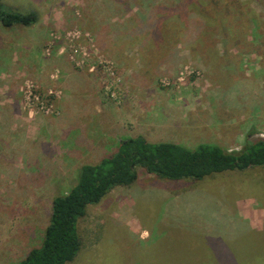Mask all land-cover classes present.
<instances>
[{
	"label": "rangeland",
	"instance_id": "1",
	"mask_svg": "<svg viewBox=\"0 0 264 264\" xmlns=\"http://www.w3.org/2000/svg\"><path fill=\"white\" fill-rule=\"evenodd\" d=\"M249 1L258 26L264 9ZM104 2L0 0L6 11L38 16L27 28L0 25V264H18L41 244L52 200L124 139L235 152L264 138L260 24L187 48L173 28L159 30L153 56H141L132 38L119 41L124 17H107ZM137 176L87 206L69 264H164L194 260V248L209 256L227 248L216 264L264 260V167L202 181L142 168Z\"/></svg>",
	"mask_w": 264,
	"mask_h": 264
},
{
	"label": "trees",
	"instance_id": "2",
	"mask_svg": "<svg viewBox=\"0 0 264 264\" xmlns=\"http://www.w3.org/2000/svg\"><path fill=\"white\" fill-rule=\"evenodd\" d=\"M104 1V4H109L104 8L107 17L115 12L124 17L119 41L127 40L126 37L132 38L133 42L139 44L141 56L146 50H151L153 56L157 31L161 30L167 35L169 28H173L174 36L178 38L175 44H182L185 48L201 42L208 43L214 34L221 36L231 29L234 32L237 28H242L244 32H257L260 24V29L264 32V20L256 15L259 22L256 25L249 0ZM254 1L264 9V0ZM241 14H246L247 19L243 20ZM37 21L35 12H9L0 6V25L4 29L27 28ZM192 36L197 38L189 43L188 38ZM127 43L125 41L123 44ZM263 167L264 138L247 141L240 151L235 152L226 151L215 144H199L190 149L171 142H149L141 135L124 139L110 155L102 157L96 163L83 164L79 169L77 182L68 193L52 200L50 221L41 244L31 249L18 264L72 262L81 249L78 223L85 215L87 206L99 203L115 187L134 184L138 178L137 168L171 181H202L224 172H243ZM177 245L182 247L181 243ZM199 250L202 251L193 249L194 260L169 256L164 264H216L214 258L218 257L222 261L225 256H229L227 248L226 251L220 250L210 256L205 253L196 255ZM260 264H264V260Z\"/></svg>",
	"mask_w": 264,
	"mask_h": 264
}]
</instances>
